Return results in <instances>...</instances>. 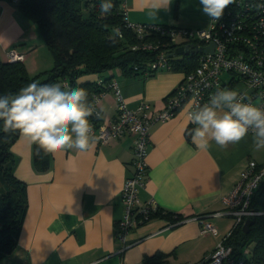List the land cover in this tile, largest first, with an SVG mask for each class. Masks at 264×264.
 <instances>
[{"label": "crops", "instance_id": "1", "mask_svg": "<svg viewBox=\"0 0 264 264\" xmlns=\"http://www.w3.org/2000/svg\"><path fill=\"white\" fill-rule=\"evenodd\" d=\"M144 5L145 0L123 1L132 22L190 29H205L209 24L200 0H172L169 10H161L157 17L149 15ZM12 47L25 54L23 63L30 74L46 70L53 62L38 25L23 16L14 1L0 0L2 60H7ZM42 52L44 60L38 56ZM116 77L128 108L147 101L157 111L164 108L184 72L168 69L151 77ZM97 78L84 75L78 82ZM55 83L70 88L65 80ZM118 105L115 90H108L98 103L102 118L115 120ZM187 108L184 105L171 118L151 125L147 176L138 189L141 203L153 200L179 220L151 218L124 240L118 229L124 213L121 189L133 171L134 137L124 135L104 145L95 142L87 152L68 149L48 154V167L40 170L33 162L34 145L19 134L10 150L15 158L14 174L26 183L28 206L17 246L0 264H143L145 256L156 253L162 254L161 264L200 262L230 234L233 218L211 217L217 234L201 235L193 217L222 210L221 197L240 179L249 160L264 161V149L254 148L251 133L226 148L211 141L206 151L198 149L187 136L193 125L187 119Z\"/></svg>", "mask_w": 264, "mask_h": 264}, {"label": "built area", "instance_id": "2", "mask_svg": "<svg viewBox=\"0 0 264 264\" xmlns=\"http://www.w3.org/2000/svg\"><path fill=\"white\" fill-rule=\"evenodd\" d=\"M125 22L139 39H143L147 34L157 33L167 36L171 42L177 44L176 46L194 43L198 47H204L213 42L214 50L196 54L195 68L184 73L182 81L166 97L165 106L160 110H152L151 104L147 101H142L134 109L128 108L120 95L116 79L110 81L109 89L95 93L92 97L90 103L99 115L94 114L88 119L93 128L92 135L98 145L107 144L124 135L134 137L133 171L125 179L121 189L124 213L118 221V229L122 240L131 230L149 220L151 211L158 206L153 200L141 203L138 198V189L144 186L147 176L146 157L150 143V128L154 122L171 118L184 105H188V113L190 104L199 102L203 105L221 89L235 90L244 97L243 102L264 109V0H235L224 10L221 18L218 20L209 18L208 27L205 29L132 22L127 17L126 9ZM177 37L180 38L179 42H176ZM140 47L155 50L158 49L159 43L143 42ZM7 57L10 61L24 62L25 54L10 48ZM150 67L157 71L170 69L165 51H159ZM224 74L229 75L226 81L223 80ZM64 84L69 86L67 81ZM110 89H114L119 97V113L113 121L103 119L98 108L100 99ZM262 180L264 161L249 160L240 179L221 197L224 208L193 217L199 224V233L217 234L218 228L211 221V217L230 216L233 218L234 228L240 223L243 224L252 215L258 214L250 205ZM228 236L200 262L186 264L239 263L240 260L232 254V247L226 245Z\"/></svg>", "mask_w": 264, "mask_h": 264}, {"label": "trees", "instance_id": "3", "mask_svg": "<svg viewBox=\"0 0 264 264\" xmlns=\"http://www.w3.org/2000/svg\"><path fill=\"white\" fill-rule=\"evenodd\" d=\"M8 1H14L23 16L38 25L54 64L50 69L32 75L22 61L0 58V95L17 93L33 81L52 84L65 80L70 88L86 89L91 102L93 95L109 89L110 81L117 80L118 75H155L157 70L152 69L150 63L161 50L168 55L170 70L187 73L196 66V54L172 55L177 44L167 36L152 33L143 39L137 38L125 22L124 0H112L114 6L107 15L100 11L101 0ZM117 29L119 36L115 35ZM143 42L159 43V47L143 49L140 47ZM84 75H98V78L78 82ZM192 128L190 125L187 130L188 137ZM2 129L3 122L0 121V260L16 248L28 206L26 183L14 174L15 158L10 150L19 133L6 134ZM47 156L33 146V162L38 169L48 167ZM250 208L258 214L250 217L253 222L249 231L244 232L243 224H238L231 229L226 245L232 247V254L240 260L237 264H264V180L253 196ZM154 217L168 218L172 222L179 220L178 216L159 206L151 211L149 219ZM142 261L143 264H161L162 254L145 256Z\"/></svg>", "mask_w": 264, "mask_h": 264}, {"label": "clouds", "instance_id": "4", "mask_svg": "<svg viewBox=\"0 0 264 264\" xmlns=\"http://www.w3.org/2000/svg\"><path fill=\"white\" fill-rule=\"evenodd\" d=\"M235 0H200L201 11L212 20L222 17ZM172 0H145L149 15L167 11ZM112 0H101L100 11L107 15ZM119 30L115 35L119 36ZM235 90L221 89L207 103L189 105L188 121L196 125L188 131L192 142L206 151L214 141L221 148L237 144L251 132L256 150L264 149V109L245 103ZM99 115L82 87L63 88L58 83L33 81L17 93L0 95V121L4 133H19L29 144L45 154L77 149L87 152L95 144L89 117ZM102 264V262H97Z\"/></svg>", "mask_w": 264, "mask_h": 264}, {"label": "water", "instance_id": "5", "mask_svg": "<svg viewBox=\"0 0 264 264\" xmlns=\"http://www.w3.org/2000/svg\"><path fill=\"white\" fill-rule=\"evenodd\" d=\"M214 50V43L210 42L207 46H200L198 47L194 43H189V44H184V45H178L175 47V50L172 55H192V54H197V53H203V52H213ZM253 220L249 217L247 218L243 225H242V230L244 232L249 231V227L252 224Z\"/></svg>", "mask_w": 264, "mask_h": 264}, {"label": "rangeland", "instance_id": "6", "mask_svg": "<svg viewBox=\"0 0 264 264\" xmlns=\"http://www.w3.org/2000/svg\"><path fill=\"white\" fill-rule=\"evenodd\" d=\"M180 41V38L179 37H177V39H176V42H179ZM44 50V49H43ZM43 50H41V51H43ZM40 51V52H41ZM45 51H47V50H45ZM38 56L41 58V59H43L44 60V54H43V52L42 53H39L38 54ZM53 62L49 65L50 67H45V68H47L46 70H48V69H50L52 66H53ZM40 72V71H39ZM32 74H34V73H32ZM225 78H228V75H225L224 77H223V79H225Z\"/></svg>", "mask_w": 264, "mask_h": 264}]
</instances>
